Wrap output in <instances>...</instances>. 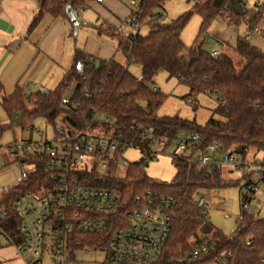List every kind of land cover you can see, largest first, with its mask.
Returning <instances> with one entry per match:
<instances>
[{"label":"trees","instance_id":"trees-1","mask_svg":"<svg viewBox=\"0 0 264 264\" xmlns=\"http://www.w3.org/2000/svg\"><path fill=\"white\" fill-rule=\"evenodd\" d=\"M88 1L39 0L28 33L33 32L46 15L68 21L74 31L75 27L66 14L67 8L71 7L76 13L83 10ZM164 1L142 0L141 9L133 11L132 20L139 13V26L147 23L150 26L148 34L143 36L137 33L120 42V49L129 64L142 67L140 78L134 77L127 66L116 60L100 61L98 67L90 69L92 58L78 48L71 68L56 89L47 90L46 93L44 89L28 93L17 86L13 93L1 97L0 88V104L10 118L9 125L0 123V137L8 129L27 131L37 118L53 123L60 114L58 106L62 93L75 79L77 96L89 90L98 105H109L123 119L140 120L158 136L194 132L201 136V146L217 143L221 152L246 156L250 148L264 151V52L252 45L247 37H239L235 52L245 61V65L238 72L235 61L229 55L221 53L219 57H214L206 49V30L216 19L221 18L237 27L246 23L250 28H256L264 19V4L256 1L252 5L251 0H198L193 12L166 23L159 12L164 8ZM193 13L202 17V25L196 41L188 47L182 40V32ZM160 71H166L188 85L190 94L185 97L187 100L202 93L215 97L219 106L214 110V116L203 126L178 116H158L157 110L165 96L153 85ZM19 161L21 164H34L35 168L26 180L16 181L4 189L0 201V208L7 213L2 227L17 242L22 239L19 234L20 220L14 209L15 201L22 193H36L41 184H49L43 157L27 154L21 156ZM175 162L178 173L172 183L148 177L144 172L143 160L130 164L122 176L113 175L98 181L100 185L117 189L128 207H133L135 199L147 192L174 197L172 231L162 256L155 264H264L261 262L264 219L245 215L239 229L233 235L226 236L207 220L203 210L195 203L196 194L202 187L230 184L223 182L221 168L209 173L203 167L189 164L181 156ZM101 238L97 236L95 240ZM249 240H253L251 245H248ZM203 247L207 251L193 258L192 252Z\"/></svg>","mask_w":264,"mask_h":264},{"label":"built area","instance_id":"built-area-1","mask_svg":"<svg viewBox=\"0 0 264 264\" xmlns=\"http://www.w3.org/2000/svg\"><path fill=\"white\" fill-rule=\"evenodd\" d=\"M133 5L140 10L142 4L135 1ZM131 24L139 27V13ZM261 32L258 27L250 28L246 36ZM211 55L219 57L221 52L213 50ZM98 65L92 58L90 69ZM76 85L72 79L62 93L60 114L52 123L53 137L37 131L39 141L31 137L0 147L2 158L13 155L19 160L27 154L40 155L49 177V184H41L38 192L27 191L15 201L21 242L2 227L7 213L0 208V248L14 247L26 264H155L172 231L174 197L147 192L135 199L133 207H128L117 189L98 181L122 176L129 169L132 163L125 160L124 154L130 148L141 151L144 166L172 148L170 155L174 160L184 157L189 164L209 173L224 165L243 167L246 156L221 152L217 143L201 146L202 138L194 132L158 136L140 120L123 119L109 105H98L89 90L77 96ZM36 87L37 84L29 83L24 89ZM188 101L195 103L192 98ZM28 130L34 134L33 127ZM29 165L32 169H23L19 180H26L34 170L35 165ZM255 170L259 182L264 181V161H258ZM250 185L249 192L254 195L258 184ZM3 191L0 190V201ZM252 200L257 201L241 191L242 218L259 217L249 210ZM195 203L201 209L208 205L204 195L197 197ZM113 227L116 228L111 231ZM97 236L102 238L95 240ZM252 243L249 240L248 245ZM206 251V247L195 249L192 256L198 258ZM93 255L95 261L86 260ZM261 262L264 263V253Z\"/></svg>","mask_w":264,"mask_h":264},{"label":"rangeland","instance_id":"rangeland-1","mask_svg":"<svg viewBox=\"0 0 264 264\" xmlns=\"http://www.w3.org/2000/svg\"><path fill=\"white\" fill-rule=\"evenodd\" d=\"M135 1L142 0H133L132 2ZM256 1L264 4V0H251V4L253 5ZM197 2L198 0H165L163 3L164 8L159 10V12L164 16L163 21L168 23L181 15L193 12ZM201 25L202 17L197 13H193L188 25L182 32V40L188 47H191L199 36ZM258 28L262 30L261 33H255L248 37L246 32L250 27L246 23L237 27L221 18L216 19L209 29L206 30L209 34L208 38H210V41L206 43V49L211 52L213 50H221L222 47H219L218 39L222 41V38L224 42L228 38L231 43H234L237 37H247L255 43L261 40L264 41V19L258 24ZM123 30L125 33L137 32L136 27L133 28L130 25H124ZM149 30L150 26L147 23L143 24L141 35L146 36ZM227 53L235 61L238 72H241L245 61L235 51ZM128 69L134 77L140 78L142 76V67L140 65L132 63ZM153 88L159 90L165 96L163 103L157 110V115L160 117L178 116L190 121H196L198 125L203 126L214 116V110L219 106V101L206 93L191 96L190 98L194 99L195 103L189 102L185 98L190 94L188 85L176 77H171L166 71H160L155 76ZM3 96L4 94H1V97ZM141 104L145 106L144 103ZM0 123L2 125L10 124V118L1 104ZM30 127L35 129L34 134L29 130L24 132L21 128L6 130L0 137V147H6L14 141L29 140L31 137L39 141L40 137L37 135V131L45 132L49 138L54 135V126L46 119L37 118L30 124ZM171 151L172 148L168 149L165 154L150 160L147 166L143 165L144 172L148 177L164 183L173 182L178 173V168L175 160L170 155ZM5 158H7V165L1 167L2 165L0 164V190L6 189L18 181L23 169H32L29 164H21L16 156L10 155ZM124 158L127 162L134 164L143 158V154L138 149L130 148L125 152ZM1 160L2 156L0 154V162ZM258 161H264V151L259 152L255 148H250L243 167L238 168L235 165H224L221 167L223 182L230 184L218 187H202L196 194V198L201 195L205 196L208 205L202 209L204 215L216 229L226 236L233 235L239 229L243 216L241 206L242 190L257 200H252L249 204V210L252 214L261 218L264 217V181L259 182L260 177L255 170V164ZM251 182L258 184V190L254 195L249 192L250 187H252L250 185ZM86 260L95 261L96 256H87Z\"/></svg>","mask_w":264,"mask_h":264},{"label":"crops","instance_id":"crops-1","mask_svg":"<svg viewBox=\"0 0 264 264\" xmlns=\"http://www.w3.org/2000/svg\"><path fill=\"white\" fill-rule=\"evenodd\" d=\"M133 0H89L86 7L76 12L80 26L77 37L71 24L50 15L43 17L33 32L28 33L39 0H0V88L2 94L10 95L17 86L25 88L34 83L40 89H56L71 68L76 49L100 61L116 60L130 67L128 58L120 49L121 40L141 34L125 33L124 25L131 24L136 7ZM148 34V33H147ZM206 34L207 42L210 41ZM234 43L218 39L223 54L235 51ZM252 45L264 52V41ZM214 48V46H213ZM211 52V51H210ZM54 89H50L53 88ZM3 157L0 164L7 163ZM0 264H26L14 247L0 248Z\"/></svg>","mask_w":264,"mask_h":264},{"label":"water","instance_id":"water-1","mask_svg":"<svg viewBox=\"0 0 264 264\" xmlns=\"http://www.w3.org/2000/svg\"><path fill=\"white\" fill-rule=\"evenodd\" d=\"M66 14L69 18V20L72 22V24L74 25L75 29H74V36L77 37L78 35V29H79V26H80V22L78 21V15L73 12L72 8L71 7H68L67 8V11H66ZM82 68V65L81 63H79V69L81 70ZM45 93L47 92L46 90H43Z\"/></svg>","mask_w":264,"mask_h":264}]
</instances>
